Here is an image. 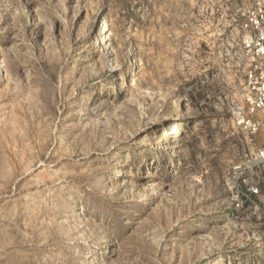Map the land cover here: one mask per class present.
Instances as JSON below:
<instances>
[{"label": "rangeland", "instance_id": "374dc122", "mask_svg": "<svg viewBox=\"0 0 264 264\" xmlns=\"http://www.w3.org/2000/svg\"><path fill=\"white\" fill-rule=\"evenodd\" d=\"M180 1L0 0V264H264Z\"/></svg>", "mask_w": 264, "mask_h": 264}, {"label": "built area", "instance_id": "2783aa9c", "mask_svg": "<svg viewBox=\"0 0 264 264\" xmlns=\"http://www.w3.org/2000/svg\"><path fill=\"white\" fill-rule=\"evenodd\" d=\"M175 31L181 72L243 137L224 175L235 213L264 222V0H181Z\"/></svg>", "mask_w": 264, "mask_h": 264}, {"label": "crops", "instance_id": "0c3cea01", "mask_svg": "<svg viewBox=\"0 0 264 264\" xmlns=\"http://www.w3.org/2000/svg\"><path fill=\"white\" fill-rule=\"evenodd\" d=\"M159 8H160V6H159ZM160 10V9H159ZM160 12H161V10H160Z\"/></svg>", "mask_w": 264, "mask_h": 264}, {"label": "bare ground", "instance_id": "6f19581e", "mask_svg": "<svg viewBox=\"0 0 264 264\" xmlns=\"http://www.w3.org/2000/svg\"><path fill=\"white\" fill-rule=\"evenodd\" d=\"M172 119V118H171ZM173 120V119H172Z\"/></svg>", "mask_w": 264, "mask_h": 264}]
</instances>
